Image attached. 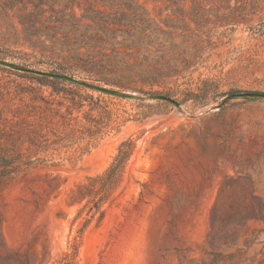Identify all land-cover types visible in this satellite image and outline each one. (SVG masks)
<instances>
[{"label": "rangeland", "instance_id": "obj_1", "mask_svg": "<svg viewBox=\"0 0 264 264\" xmlns=\"http://www.w3.org/2000/svg\"><path fill=\"white\" fill-rule=\"evenodd\" d=\"M0 58L181 103L0 65V156L36 161L0 183V264H264V99L228 98L264 91V0H0Z\"/></svg>", "mask_w": 264, "mask_h": 264}, {"label": "trees", "instance_id": "obj_2", "mask_svg": "<svg viewBox=\"0 0 264 264\" xmlns=\"http://www.w3.org/2000/svg\"><path fill=\"white\" fill-rule=\"evenodd\" d=\"M129 18L133 15H127ZM113 21V20H112ZM107 22V23H103L106 25L107 29L109 31H115V30H119V29H124V24H121V22ZM130 25V24H129ZM128 25V26H129ZM126 25V30H128L129 32H135V35H138L139 38L143 39L145 36L148 38L151 36L152 32L149 30V28L141 26V27H133L131 28L130 26L128 27ZM151 43H147L146 49L148 52H151V50L148 47H151ZM132 49H134L135 52L139 53V49L140 46L136 45L134 47H131ZM53 73V72H50ZM62 74H66V73H62ZM71 76H75V74H69ZM84 78V77H81ZM88 79V78H85ZM88 80H91L93 82H100L103 84H108L111 85V83H109L106 80H102L100 78H89ZM76 85V84H75ZM124 86H119V88H122ZM234 94V93H233ZM231 94V96H229L228 98H234ZM74 103V102H73ZM72 108L68 109L71 110ZM72 113L73 112H69V116H66L65 119L72 117ZM42 129L40 131L37 130H32V134H29V137L31 139V141L34 142V138L39 139L41 137H43L42 134ZM54 133V132H53ZM65 133V132H64ZM55 134V133H54ZM135 150V144L133 142L132 139L128 138L126 140H124L120 146H119V151L117 153V155L114 158V161L112 162L111 166L109 167V169L106 172V175H101L98 176V179H105V182H112L115 179H118L122 172L124 171L130 157L132 156L133 152ZM7 161H4L3 158H1L0 156V183L1 182H5L7 179L13 177L14 175H16V173L19 172H27L29 170V167H31L36 161L32 160V158H29L26 160V162H18L15 158H10L7 157ZM1 167H3L1 169ZM106 176V177H105ZM87 191H90V188L84 185H79L78 189L75 191V194L77 197H79L80 199H82L83 197H85Z\"/></svg>", "mask_w": 264, "mask_h": 264}, {"label": "water", "instance_id": "obj_3", "mask_svg": "<svg viewBox=\"0 0 264 264\" xmlns=\"http://www.w3.org/2000/svg\"><path fill=\"white\" fill-rule=\"evenodd\" d=\"M0 65L8 68H12L15 70H20V71H26V72H32L36 73L39 75H47L53 78H57L60 80H64L85 88H89L95 91H99L101 93H106L110 94L113 96L121 97V98H130V99H136V100H151V99H158V100H166L174 103L176 106H180L181 103L174 99L173 97L169 95H164V94H149V93H135V92H130L126 91L123 89L119 88H114L108 85H103L95 82H91L82 78H78L75 76L71 75H66V74H56V73H49L45 71H40V70H33L30 68H26L23 66H20L14 62H11L6 59L0 58ZM233 97H251V98H261L264 99V91H248V92H239V93H234L232 95ZM210 109V108H209Z\"/></svg>", "mask_w": 264, "mask_h": 264}]
</instances>
